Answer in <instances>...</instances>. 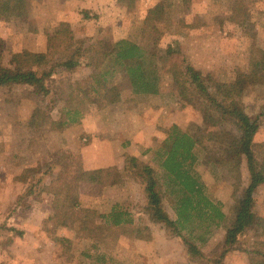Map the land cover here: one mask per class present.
Here are the masks:
<instances>
[{
  "label": "rangeland",
  "instance_id": "1",
  "mask_svg": "<svg viewBox=\"0 0 264 264\" xmlns=\"http://www.w3.org/2000/svg\"><path fill=\"white\" fill-rule=\"evenodd\" d=\"M162 1L28 0L26 12L17 14L12 8L9 19H0V59L8 66L17 52L47 51L48 36L64 26L71 29L78 42L75 49L81 47L80 41H84V49L122 39L140 44L149 11ZM237 4L241 7L237 16L241 15L246 26L233 21V9ZM168 5L166 19L158 20L157 25L162 38L156 47L161 67L156 96L133 94L123 71L110 79L108 87L114 88L113 92L96 93L93 91L95 84L89 79L92 67L75 71L59 69L55 85L62 93V101L55 107L50 103L54 96L45 98L27 86L0 88V224L6 222L13 203L30 186L22 181L23 173L54 164L66 169L69 179L77 185L80 206L75 217L85 216L77 214L82 208L96 213L91 214L95 226L83 227L78 221L58 216L52 194H41L38 200L30 199L29 208L16 207V215L7 219L25 235L17 237L10 246L5 245V238L0 240V264H211L222 250L225 231L212 228L206 236L207 243L199 242L207 259H188L182 240L170 238L162 225L153 224L143 213L140 186L131 181L119 185L116 190L109 189L110 185L105 183L102 185L106 182L107 169L84 171L80 157L70 152L62 133L67 112L77 111L80 119L86 113L81 108L93 100L97 105L102 102L128 106L129 117L123 119V123H136L142 115L154 112L156 120L168 124L172 119L174 122V115L178 114L181 129L195 133L201 140L200 147L205 154L196 171L206 187V194L213 201L221 202L223 212L230 216L249 180L245 159H230L225 154L228 134L235 133L236 129L230 123L220 124L215 118L204 116L199 96L191 101L183 98L181 89L165 68L172 59L166 51L172 46L176 61L194 66L205 76L213 74L220 81H232L237 71H248L251 61L264 54V0H170ZM68 53L63 51L62 54L66 58ZM86 58L85 63L88 62ZM242 104L247 114L258 120L260 128L255 142L264 145V87L249 89ZM124 110L118 111L123 114L121 117H124ZM163 127L161 130L168 135L169 128L166 131ZM79 140L83 146L90 143L84 136ZM159 146H151L154 151L149 162H153L159 174L164 207L173 219H177L169 180L163 176L159 162L154 160ZM49 183L47 179L46 184ZM126 198L131 200L129 206ZM114 203H119L123 212L133 211L131 215L137 218L135 224L116 227L98 218L100 214H109ZM252 210L254 226L242 235L223 264H252L248 251L264 249V185L255 193ZM97 226L100 228L94 230Z\"/></svg>",
  "mask_w": 264,
  "mask_h": 264
},
{
  "label": "trees",
  "instance_id": "2",
  "mask_svg": "<svg viewBox=\"0 0 264 264\" xmlns=\"http://www.w3.org/2000/svg\"><path fill=\"white\" fill-rule=\"evenodd\" d=\"M169 1L163 0L149 11L144 21L143 40L140 44L122 39L117 42H100L84 49V41H80L81 47L75 49L74 45L78 42L75 41L71 29L68 26L56 28L55 33L48 36L47 51L17 52L8 66L0 59V88L27 86L45 98L54 96L50 103L55 107L62 101V93H59V88L55 85L58 82L56 76L60 72L59 69L75 71L82 67H92L93 73L89 79L94 82L93 91L96 93L113 92L114 88L108 87L110 79L119 71H123L133 94L158 95L161 67L156 47L162 38V32L157 25L158 20L166 19ZM27 6L28 0H0V19H9L12 8L15 13L22 14L26 12ZM240 8L239 4L234 6L233 21L240 26H246L241 15L237 16ZM60 46L63 49H58ZM63 51L69 52L66 58L62 54ZM175 53L172 46L168 47L166 55L172 59L166 63L165 68H168L176 85L181 89L183 98L191 101L195 96H199L202 98L200 110L204 116L215 118L220 124L230 123L236 129L235 133L228 134L225 154L230 159H245L249 180L241 198L237 199L230 216H227L222 210V203L213 201L206 194V187L196 171L205 154L204 149L200 147L201 140L195 133L184 131L176 124L169 129L166 139L155 152L154 160L159 162L163 176L169 180L170 195L175 196L174 210L177 219H173L164 207L160 178L153 162H143L136 156L127 154L124 156L122 170L116 167L106 170L105 183L110 186L123 185L128 181L137 183L144 198L143 213L151 222L162 225L170 238H180L190 260L207 259L199 242L207 243L206 236L211 233L212 228H223L224 246L210 261L211 264H223L242 235H246L254 226V196L258 188L264 185V145L255 142L260 124L247 114L242 104V98L249 89L264 87V54L261 58L251 61L248 71H237L232 81L223 82L213 74L203 75L184 61H176ZM56 56L52 61L51 58ZM85 56L88 59L86 63L83 61ZM67 117L68 124L79 121L77 111L67 112ZM47 179L50 180L49 184H46ZM22 181L26 186H30L25 194L13 203L7 216L8 220L16 215V207L27 209L30 199L38 200L41 194L48 193L55 197L54 210L58 211V216L78 221L83 227L95 226L96 223L91 217L95 212L82 208L77 214L84 213L85 216L75 217V211L80 206L77 185L74 180L69 179L67 170L60 164L28 169L23 173ZM98 218L104 221V224L116 227L133 223L128 213L123 212L119 205L107 215H98ZM7 219L0 224V240L5 238V245L10 246L17 237L21 238L25 234L10 225ZM99 228L94 227V230ZM94 230L92 229V232ZM198 230L200 231L197 233ZM262 245L264 246V242ZM248 257L252 264H264V249H250Z\"/></svg>",
  "mask_w": 264,
  "mask_h": 264
},
{
  "label": "crops",
  "instance_id": "3",
  "mask_svg": "<svg viewBox=\"0 0 264 264\" xmlns=\"http://www.w3.org/2000/svg\"><path fill=\"white\" fill-rule=\"evenodd\" d=\"M116 105L113 106L112 103L107 105L102 102L97 105L94 100L88 101L85 107L81 108L86 113L82 114L78 123L68 124V120L63 123L64 130L62 133L68 141L69 146L67 148L70 149L72 154L80 157L82 166L86 172L103 171L113 167L122 170L125 162L124 155L126 153L136 156L143 162H149L154 151L151 149V146H159L167 137V134L161 130V126H164L163 128L166 131L174 124L181 127L178 122V114L177 117L176 114L174 115V122L172 119L167 124L162 120H156L154 112L142 115L136 123H130V121L123 123L122 120L129 117V107ZM64 106L62 105L61 107L63 110L66 108ZM123 108H125L124 117H121L123 114L118 111ZM107 119L109 121L114 119V122H108ZM156 124L160 125L156 126ZM126 134H131L132 136H126ZM81 136H84V140H88L90 143L83 146L79 140ZM156 136L158 139H155ZM104 183L105 181H103L102 185ZM131 183L133 184V182ZM118 186H110L109 189L116 190L119 189ZM130 201L129 198H126L125 202L127 206L130 205ZM117 205L120 206L119 203H114L109 213ZM126 213H128L135 224L137 218L131 215L133 211Z\"/></svg>",
  "mask_w": 264,
  "mask_h": 264
}]
</instances>
